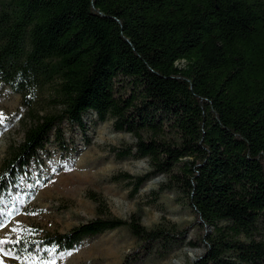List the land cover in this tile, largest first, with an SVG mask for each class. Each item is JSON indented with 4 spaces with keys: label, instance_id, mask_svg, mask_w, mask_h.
Instances as JSON below:
<instances>
[{
    "label": "trees",
    "instance_id": "obj_1",
    "mask_svg": "<svg viewBox=\"0 0 264 264\" xmlns=\"http://www.w3.org/2000/svg\"><path fill=\"white\" fill-rule=\"evenodd\" d=\"M0 82L27 109L0 169V212L39 152L64 145L63 126L85 133L96 115L135 138L120 159L151 167L116 180L136 194L163 176L159 192L193 210L200 234L187 245L205 250L191 264H264V0H0ZM94 201V220L6 250L32 259L125 229L139 251L123 264H140L188 240L177 224L149 229Z\"/></svg>",
    "mask_w": 264,
    "mask_h": 264
},
{
    "label": "rangeland",
    "instance_id": "obj_2",
    "mask_svg": "<svg viewBox=\"0 0 264 264\" xmlns=\"http://www.w3.org/2000/svg\"><path fill=\"white\" fill-rule=\"evenodd\" d=\"M46 101L39 102V111L47 109ZM0 113L4 117L0 123L1 169L10 147L24 140L27 116L20 95L1 82ZM84 119L88 130L84 133L65 124L64 145L53 138L5 202L0 212V240L5 241L0 246V264H123L127 256L139 251L136 239L125 229L87 238L73 251L48 248L32 259L15 256L5 248L11 241L66 233L94 220L95 197L104 200L115 217L126 220L139 213L143 225L149 229L169 223L188 230L184 247L166 259L151 256L140 264H191L205 250L202 245L197 248L187 245L189 241H197L200 234L193 210L177 194L159 192L163 176L150 180L136 194L129 180H116L125 174L144 175L151 169L148 160L118 157V152L135 143V138L117 132L112 119L101 122L90 114Z\"/></svg>",
    "mask_w": 264,
    "mask_h": 264
},
{
    "label": "snow or ice",
    "instance_id": "obj_3",
    "mask_svg": "<svg viewBox=\"0 0 264 264\" xmlns=\"http://www.w3.org/2000/svg\"><path fill=\"white\" fill-rule=\"evenodd\" d=\"M3 119H4L3 114L0 113V123H3ZM4 243H5V241L0 240V246H2Z\"/></svg>",
    "mask_w": 264,
    "mask_h": 264
}]
</instances>
